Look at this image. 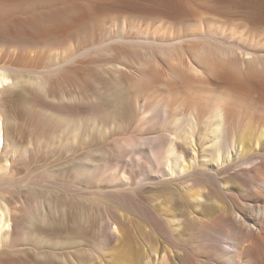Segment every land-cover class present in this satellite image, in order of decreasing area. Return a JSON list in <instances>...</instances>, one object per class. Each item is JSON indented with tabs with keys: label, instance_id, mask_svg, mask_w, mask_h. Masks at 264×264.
Returning <instances> with one entry per match:
<instances>
[{
	"label": "bare ground",
	"instance_id": "bare-ground-1",
	"mask_svg": "<svg viewBox=\"0 0 264 264\" xmlns=\"http://www.w3.org/2000/svg\"><path fill=\"white\" fill-rule=\"evenodd\" d=\"M145 1L151 4L123 0L179 25H145L134 41L146 48L144 54L135 49L134 64L126 60L106 68L109 80L93 94L106 109L81 119L75 108L85 90L80 98L70 90L56 91L50 82L65 61L58 58L35 70L5 57L13 53L37 61L41 49L50 48L58 56L52 41L74 32L82 38L91 13L116 7L118 0H0V263L113 264L107 255L115 254L118 264H149L165 248L163 242L143 240L158 229L176 247L170 259L163 255L162 264H184L179 247L190 226L202 229L205 220L216 219V229L203 227L201 243H222L227 253L239 250L226 228L238 211L230 205L235 184L264 193V33L258 30L264 26V0ZM218 9L229 12H213ZM230 11L240 12L244 28L225 29L203 16ZM187 114L188 127L182 121ZM45 118L55 134L19 147L22 123L34 127ZM175 150L183 156L182 172ZM31 151L45 159L39 186L64 195L35 188L30 193L25 178H16L17 160ZM25 187L29 199L23 198ZM98 190L144 196L154 228L138 231L119 206L108 209L105 203L108 210L99 212L104 200Z\"/></svg>",
	"mask_w": 264,
	"mask_h": 264
},
{
	"label": "rangeland",
	"instance_id": "rangeland-1",
	"mask_svg": "<svg viewBox=\"0 0 264 264\" xmlns=\"http://www.w3.org/2000/svg\"><path fill=\"white\" fill-rule=\"evenodd\" d=\"M99 1L102 2V0H99ZM105 1L103 0L102 3H106V4L111 3L109 2L111 0H109L108 2L107 0ZM144 1L135 0V3L139 2L140 4L137 3L138 6L142 5V3H144L143 4L144 6L151 4L149 1H145V2ZM115 4H116L115 5L116 7H113L111 9L104 10L103 12H100L97 14L93 12L91 13V18L89 19L90 21L88 22V24H86L88 26V27L86 26L87 33L84 34L82 38H80V36L74 32L71 35L72 38L69 36L68 38L67 37L61 38L60 40L53 39L54 41L52 42L53 43L56 42L54 43V45L56 44L55 45L56 50L60 52L58 56L53 55L54 54L52 53L53 50L50 48L47 50L41 49L42 50L41 58L37 61H31L25 57L24 58L22 57L14 58L15 54L13 56V53L8 54L5 57V59L7 58L16 59L13 61H15L18 66L20 67L21 66L22 67L31 66V68L35 70H40L42 66H44L45 64L52 63L58 58L61 59V61H65L67 65H64L63 67L64 69H60L56 71L55 73H53V75L50 74V82L52 83L53 88L58 92H61V90L63 91L70 90V92L72 91L74 92V94L80 96L81 91L85 90V96L83 98H81L80 96L81 100L78 103L77 107L75 108L76 111L74 110L76 113L75 116L81 119L92 118L94 115L99 114L103 112L104 109H106L103 106L97 105L96 100L94 99V96H93L94 93H97V92L100 93L103 90L101 88L105 86L106 82L109 80V76L105 72L106 68L112 64L125 63L122 61H126V60H128L129 63L134 64L136 59L134 58V55H133L134 53L132 52L136 49L137 50V51L135 50L136 53L139 52L137 54L142 55L146 51V48L143 49V47L138 46L139 45L138 43H136L137 44L136 47L134 44L135 43L134 41L137 35L139 34L141 36L140 30L144 29L145 25L147 26L152 25V27L156 25L173 26V25H176V23L178 22L177 20H174L170 17H166L161 14L158 15L157 12H152V14L154 15H152L149 12H144V10H142L140 7L130 8L126 2H123V0H118V2ZM218 10L219 11H213V12H224V11L229 12L223 9H222L223 11H221V9H218ZM235 13L236 14L239 13V14L236 15ZM203 16L205 20H208L207 21L208 23L212 22V24L214 23L217 26L219 25L220 27H223V28L225 27V29L231 28L234 30H240L244 28V25H245L243 19L241 18L240 12H236V11L231 12V14L229 15L228 14L227 15L216 14L213 16L212 15H203ZM205 16H208V17H205ZM263 27H260L258 29L260 32L256 31V33L258 32L264 33ZM77 37H79V39H77ZM124 38L128 39L126 43L124 42L125 41ZM80 49L81 50L85 49L86 53L84 54L85 50L82 52ZM73 50H77V51L73 52ZM79 50H80V53H77ZM75 52L77 54L74 57H72L73 53ZM78 54H80V56ZM62 56L66 59H67V56H69L68 57L69 61L68 59L64 60ZM70 56H71V59H70ZM99 81H101V83H99ZM124 82H127V81L125 80ZM109 85H112V84H109ZM67 87L69 89H67ZM15 89L19 91V87H16ZM107 103L109 104V106L110 104H112L111 101H107ZM9 107L10 105L6 103L4 109L7 113H9ZM260 108L263 110L264 105H261ZM190 117L191 116L187 114L183 116L182 118L184 125H186L187 127L190 125L189 123L191 121ZM52 125H53L52 122L48 121V119L46 118L41 119L38 122V124H36L34 127L29 126V124L25 122L22 123L21 129L24 131V137L22 140L19 141V144H18L19 147L23 148L27 146L30 138H32L36 144V141L40 139L48 138V137L50 138V136L52 137V135L55 134L54 133L55 130L52 127ZM9 143L11 144L10 138H9ZM191 148H192V145H189L190 154L192 155ZM175 153L177 154V151ZM175 156H177V159H178L177 160V163H178L177 165L179 168L178 170L179 172H182V169H183L182 166L184 164L183 156H181L180 154H177ZM29 157L25 160H17L18 163H16L17 164L16 171H15L16 178H21V179L25 178L26 183H27L25 184L32 188V189L30 188L31 192L28 190L29 187L23 188L24 189L23 192H25L23 194L24 195L23 198L29 199V194L26 195V192L29 191L30 193H33L32 191H34V188L38 192L45 193V191L46 192L51 191V194L53 196L56 194L64 195L65 192L62 190H59V189L50 190L45 187L44 189L42 188L43 186H39V183H41L40 180L44 174V171L41 169H44L45 167L44 166L45 163H43L45 159L39 157L37 151H33V152L31 151ZM263 163H264V159H263ZM263 163H262V168L264 169ZM38 164H39V169L41 168L40 171L37 167ZM245 165L246 164H243V166ZM246 166L248 167L249 164H247ZM263 169H261L262 174H264ZM39 175H41L40 178H39ZM35 177L39 178V179L38 178L36 179L38 180L36 182L34 181ZM27 178H29L30 180L32 178V180L35 183L32 180L28 181L29 179L27 180ZM31 182L34 185H32ZM237 183L239 182H236L235 187H234V192L232 193L230 197V203H231L230 205L232 206L234 211L236 210L238 211H236V217L234 221H230L226 225V228L229 226L228 228L230 229V232L236 238L235 240H237V242L239 243L238 246L240 245L239 250L236 253H227L226 251L222 249L221 247V245H223L222 243H210L209 244L208 242L210 241L208 240L206 241L208 245H204L203 243H201L203 242L201 240V235L204 232L203 227L212 226L213 229H216L218 227L217 226L218 219L213 220V221L205 220V222L201 225V227L205 225L202 227V229L200 228V226L194 225L195 226L194 228V226L192 225L190 226L191 229H189L187 231V234L184 235L186 240L183 241V243L186 242V244H183V245L185 247L184 246L182 247V245L181 247L178 246L180 250L184 249L183 252H180L181 262H183L184 264H264V255H263L264 254V226H263L264 222L263 220H261V218L259 219V217L261 216L260 208L264 211V193H260V194L255 193L253 190L248 189V188L246 189L240 183L239 184ZM101 191L102 190L98 192V195L95 192L93 193V191L89 194L90 195L96 194V196L98 197L99 193L100 194L102 193ZM121 194H124V195H120V194L115 195V194H110V193L108 194V192L104 194L102 193L103 196L100 195L102 197V200H101V197L99 198L101 201L104 200L103 202H101L99 198L95 196L104 206V207H100L101 210L99 209V212L106 211V209L107 208L109 209L110 206L112 208L114 207L118 208L119 206L118 209L121 213L128 214L127 216L131 220V223L132 222L134 223V224L132 223V225L139 226L137 228L138 231H140V227L142 226H145V229H149V227H152V226L154 228L151 217L148 216V213H147L148 202L146 198L140 194L135 195V193L127 192V193H121ZM126 194H129V195H126ZM93 195L92 197H94ZM92 197L90 196V198ZM116 200L117 201L120 200V201L117 202ZM105 203L107 204V206L105 205ZM105 206L107 207L106 209H105ZM94 210H97L98 212V209L94 208ZM143 215L146 217H144ZM244 217L246 218V221L243 220ZM214 222L216 224H214ZM156 233L157 234H154L151 238L149 237L143 240V243L146 245L147 244L149 245V243H152L153 241H154L153 243H156L158 241L161 243L163 242L162 244H163V247L165 248L164 251L160 254L158 253L153 254L152 260H151L152 264H162L164 263L163 255H165V258L167 257V259H170L171 258L170 256H173L174 254L173 249H176V247L173 246L174 243L170 239L168 240V238L165 237L163 234H161L158 231V229H156ZM211 235L214 236L216 234L212 232ZM186 236L188 238H186ZM77 248H82V247L80 246ZM115 256H116L115 254L107 255V259L108 258L109 260L111 259L113 264H118L117 262H113L115 259L118 258V256L117 258ZM144 263L145 264L147 263L146 260H144ZM0 264H3V263H0Z\"/></svg>",
	"mask_w": 264,
	"mask_h": 264
}]
</instances>
